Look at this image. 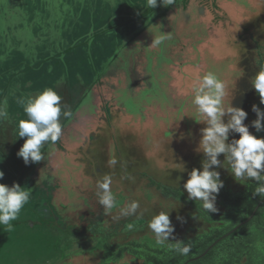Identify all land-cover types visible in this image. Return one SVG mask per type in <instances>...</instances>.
Returning <instances> with one entry per match:
<instances>
[{"label":"rangeland","instance_id":"1","mask_svg":"<svg viewBox=\"0 0 264 264\" xmlns=\"http://www.w3.org/2000/svg\"><path fill=\"white\" fill-rule=\"evenodd\" d=\"M7 1L9 2L10 8L7 7L8 4H4L2 8L4 10L0 9V35L6 36V38L16 36L18 40L21 41V50L24 49L26 44H28V46L32 45L30 42L35 40V35L33 37L32 31L33 27L41 26L43 28L45 22L47 24L51 23V25L55 21L59 22L60 18L69 10L62 0H39L40 9L37 12L39 16H37V19L35 18L36 21H33V14L31 12L28 14L26 8L21 9L19 6L24 5L27 0L24 1V4L23 1H21L20 4L19 0L16 3L14 0ZM105 1L111 8L117 6V9H119L118 11H120V9L122 10V7L120 8L118 5L121 1L128 3V6L123 7V9L126 7L133 8L135 4L136 7L138 4L143 6V4L145 5L147 3L146 0H135L134 2L133 0ZM249 1H251L249 3V8L251 9V7L253 8L256 6V10H260V13L253 17L250 16L249 20H246L242 24H238L231 19L230 13L236 12L239 8H243L240 5L246 6L242 0H213V4L217 5L219 10L218 20L213 19V25L215 26L213 31L215 32L214 38L218 41L216 44L217 47L219 50L221 48L223 50L222 52L226 51L225 57L218 54L219 57L222 59L226 58V60L230 62V59L237 58L239 54L241 69L240 74L238 73L237 75L240 76V79L235 87L232 106L241 107L248 113L244 124L249 126V131L253 134L252 121L257 117L252 111V106L256 105L264 111V104H261L260 97H255V89L251 84V79L258 71L256 62L258 58L257 51L259 52V57L264 51V0ZM194 2L200 9V16L202 14L206 17L207 14L210 12L212 13L209 0H194ZM221 3H224V8ZM143 10L142 12H144ZM248 14L245 12L244 15L248 16ZM118 15H120V13H118ZM171 18H177L176 14H173ZM218 23L219 27H216ZM81 24L83 25V21H81ZM194 25L197 24L194 23ZM16 26H19V29L15 32ZM56 37L57 32L55 30L51 33L50 38L55 40ZM2 40L5 41V37H3ZM197 44L201 45L199 41H196L193 44L195 49L197 48ZM41 46H43V44L40 43L36 48H40ZM36 48L35 44H33V49L35 50ZM213 49H215L214 45ZM214 63L215 62L212 63L213 67L217 65ZM225 64L226 63L219 68L214 67L215 69H213L216 70L221 79V75H226V78L235 75L228 74V69H226ZM92 70L97 71L96 68H92ZM83 73V75L86 74L85 72ZM86 88H88V86L84 89ZM122 94L123 102L127 101L128 96L124 94V92H122ZM110 103L109 101L107 103H102L104 107H100V111L96 112V117L100 122H103L104 126L103 128L95 129L96 131L92 133L91 139L87 140L83 135L85 131L79 135L80 131H78V127L72 128L70 126H67L68 130L66 132L64 131L60 138L65 154L62 155L60 159L63 164V160L65 159L66 167L68 164L70 165V173L68 176L73 177L71 189L75 192L81 190V198L86 201L83 203L84 200L80 198L78 208H76L75 205L72 206V208H76L77 210L72 209L70 211H65L62 216L64 222H61V224L58 223L60 218L58 219V217L54 215L56 222L43 221L45 224H42V221H40L41 224L28 223V226H26L25 220L29 222L27 218L29 212L27 211L28 213L26 212L27 214H24L21 211L19 219L12 222L14 228L11 232H8L3 226H0V264H96L99 261L100 253L92 252L94 243H92V240L87 239L89 238L88 235L80 234V231L82 230L81 227L85 224V219L97 213L100 209L104 210L103 206L98 203V198L95 194V184L96 181L105 174L111 175L113 178L112 190L115 195L117 194L118 202H124L110 213H107V215H104V220L107 223L115 224L119 220L120 222L123 221L124 217L120 216L119 209L128 202L137 200L140 203L138 216H129L127 219H130L124 224H118L121 228L118 240L119 243H124L128 240H139L144 236L155 239L154 234L147 225L152 216L160 211L169 212L170 220L175 227L173 236L169 237V240H179L180 238L203 235L212 227H223L221 222L215 221V219L221 218L220 209H218L216 205L218 212L207 213L198 206L200 205L199 201L190 200L192 204L196 202L198 207L192 205L187 207L182 201H177L175 197L171 198L168 195H164L163 192L165 189L170 188L171 190L174 189L179 191L187 198V192L183 189V184L188 179V172L193 168L201 167L202 161L205 158L203 153H199L197 147L194 149V151L197 152L196 154L191 149H183L184 143L186 139H188L187 136L177 137V139L181 140L180 143H175L171 139L176 138L175 136H167V138L169 137L168 139L159 140V144H155L152 148L147 146L145 148L140 147L135 133L132 131H120L118 124L119 121H121L120 117L123 115V112H121L119 108L116 109L114 106L112 107ZM108 104L111 108L107 111ZM86 107L90 113L94 110L92 104ZM226 120L227 118H225V121ZM131 125L133 124L131 123ZM67 127H64V130H66ZM72 129L73 131H71ZM78 135L80 137L82 136L79 143L78 140H73L74 137H78ZM233 136H235L236 139L239 138V134H230L229 140H231ZM68 139H72L75 144H67ZM197 139L200 140V137H193L194 141H197ZM172 141L173 143H171ZM49 148V153L55 150L53 147ZM59 154L61 153L57 151L52 153V161L55 160L58 162L60 160L58 157ZM113 158L116 159L118 163L114 167H110L108 161ZM218 158L223 161V154ZM45 165L46 164L43 165L44 171L50 176L53 186L56 187L52 195L58 197L60 201L66 202L67 196H69L68 191H65V194H59V189L64 188V185H62L60 180L56 177H52L54 175H52L50 169L53 166L55 167V165L50 167ZM66 167L63 169H66ZM225 167H227L226 163ZM55 169L58 170V166H56ZM216 170L220 172V179L223 181L224 189L231 193L241 191L247 182L252 181V179H250L237 182L227 169L216 168ZM59 176H61V174H59ZM120 194L124 197H120ZM38 198L40 197L38 196ZM69 201L70 200H68V202ZM44 202L46 209L48 205H50L51 200L49 199V201ZM48 209L51 210L50 207H48ZM33 210L35 209H32V211ZM196 213H198V215L200 213L202 219L197 217ZM178 218H182V220ZM260 218L264 220V214H262ZM34 219L39 221V217H34ZM249 219L250 218L247 220ZM129 224L133 226L131 229L128 228ZM43 225H55L57 231H59V235L57 237L52 236L48 238V234L52 233L49 231L46 235L42 233ZM107 225L109 226V224ZM48 229L49 227L47 226L44 228V230ZM247 233L248 230L243 233V236L247 235ZM47 239L51 242L53 241V243H50V245L47 243L44 244ZM99 246L100 245H98V248ZM95 247L97 248V243ZM53 257L54 260L52 259ZM126 258L128 259V257ZM225 258H228V256ZM127 259H124L123 262ZM244 261L245 259L243 262Z\"/></svg>","mask_w":264,"mask_h":264},{"label":"trees","instance_id":"2","mask_svg":"<svg viewBox=\"0 0 264 264\" xmlns=\"http://www.w3.org/2000/svg\"><path fill=\"white\" fill-rule=\"evenodd\" d=\"M14 1L18 2V0ZM21 1L24 4L25 0H19V3ZM62 1L69 10L60 18L59 22L55 21L52 25L45 22L43 28L41 26L33 27L35 40L30 42L32 44L30 46L26 44L23 50L20 49L21 41L16 36L6 38V36L0 35V102L7 101L5 108L8 112L7 118L0 119V171L4 173L0 183L8 186L17 183L25 190L31 189L30 200L22 209L24 214L29 212L27 217L29 220H35L34 217H39L40 221L56 222V216L58 219L60 218L58 222L60 224L64 222L62 216L65 211L77 210L79 199L82 197L80 195L81 190L75 192L71 189L73 177L68 176L70 165L68 164L66 167L65 159L63 160L64 164L60 159L62 155H65L61 140H58L55 145L46 144L42 149L46 154V160L38 163L25 165L23 159L17 156L24 143V139L17 136V120L26 119L22 107L17 104V100L35 95L44 88L51 87L56 90L62 97L64 110L71 112L69 117H61L63 133L65 125L70 123L72 116L80 108L84 98L89 93L94 78L115 55V48L119 44V41H116L117 32H115L117 20L125 15L131 16L140 13L143 9L144 12L146 11L144 8L146 4L143 6L138 4L136 7L135 3L133 8L126 7L123 9V7L128 6V3L124 1L117 4L125 11L121 9L118 11L117 6L111 8L105 0ZM182 2L187 4L188 0H182ZM4 4L9 5V2L7 0L1 2L0 0V9L3 8ZM19 6L21 9L26 8L28 14L31 12L34 17L33 21H36L35 18L37 19L39 16V14L37 15L40 9L39 0H27L24 5ZM160 7L162 8L163 5L160 4L159 6L161 10ZM81 21H83V25ZM55 30L57 37L53 40L50 36ZM3 37H5V41L2 40ZM40 43L43 46L36 48ZM33 44H35V50ZM257 53L256 62L259 71L260 64L264 63V51L260 57L258 51ZM224 63L220 64L224 65ZM92 68H96L97 71H93ZM83 72L86 74L83 75ZM86 86L88 88L84 89ZM255 97H260L256 90ZM74 118L77 120V117ZM95 131L92 129L87 133V140L91 139V135ZM253 134L257 138L264 137V131L256 132L255 128H253ZM198 137L201 138V135ZM174 142L179 143L177 140ZM49 147L61 152L60 160L54 164L55 167L58 166V170L54 166L50 170L54 175L52 177H56L64 185V188L59 189V194L68 191L69 196L66 194V202L60 201L58 197L52 195L56 187L53 186L50 176L44 171L43 165L49 166L50 163ZM185 147L184 149H191L192 151L196 147L198 149L199 139L193 140V144ZM64 167L66 169H63ZM256 184L257 182L254 180L247 182L243 189L237 193H231L224 187L220 189L215 205L220 209L221 218L215 219V221L221 222L222 228L212 227L203 235L169 240V243L182 241L190 244L191 251L187 256L170 250L168 244L156 245L155 239L148 236L139 240L119 243L121 233L119 225L124 224L130 218L124 217L123 221L120 222L119 220L115 224H110L104 220V215L107 213L102 209L85 219L80 234L88 235L89 238L87 239L94 243L92 252L100 253L99 261L96 264H264V220L260 218L264 214V198L258 195L253 196ZM163 192L164 195L182 201L187 207L198 205L196 202L192 204L177 190L168 188ZM120 197L123 198L124 196L120 194ZM49 199L51 203L48 207L51 210L48 207L45 209L44 204V201H49ZM68 200L70 201L68 202ZM122 203L124 202L119 203V205ZM73 205L76 208H72ZM198 206L200 207V205ZM32 209L35 210L32 211ZM196 216L202 219L200 213L199 215L196 213ZM248 218L250 219L247 220ZM25 224L28 226L26 220ZM46 226L49 227L48 230H44ZM246 230L248 233L243 236ZM48 231L52 233L48 234V238L59 235L55 225H45L42 233L46 235ZM46 243L50 245L53 241L47 239L44 244ZM96 243L97 248L95 247ZM98 245H100L99 248ZM227 256L228 258H225ZM52 259L54 260V257ZM124 259L127 260L123 262Z\"/></svg>","mask_w":264,"mask_h":264},{"label":"flooded vegetation","instance_id":"3","mask_svg":"<svg viewBox=\"0 0 264 264\" xmlns=\"http://www.w3.org/2000/svg\"><path fill=\"white\" fill-rule=\"evenodd\" d=\"M242 1L246 6L240 5L243 8L230 13L231 19L238 24L260 13L256 6L249 8L251 1ZM209 2L212 13L207 12L206 17L200 16V9L194 0H188L187 4L182 0H174L173 3L157 0L153 8L146 3V14L140 12L120 17L116 22V41L119 44L115 55L94 78L89 93L74 114L77 120L71 127H78L79 135L85 131V137L92 129L103 128L104 124L98 120L96 112L104 107L102 103L109 101L112 107L123 112L118 124L120 131L135 133L140 147L152 148L159 144V140L168 139L167 136H175L171 139L179 143L181 140L177 137L187 136L183 149L193 144V137L201 135V129L206 126L195 120V108L191 105L193 81L225 62L228 74H235L229 78L221 75L226 84L225 103L229 104L240 79L237 75L241 69L239 54L230 62L218 55L225 57L226 51L222 52L216 45L213 19L218 20L219 10L213 0ZM160 4L163 5L161 10ZM7 7L10 8L9 5ZM245 12L249 13L248 16L244 15ZM173 14L177 18H171ZM17 29L19 27L16 26L15 32ZM169 32L172 39L159 46H151L153 39ZM196 41L201 45L197 44L195 49L193 44ZM213 62L217 64L214 67ZM122 92L128 96L125 102ZM91 104L94 106L92 113L86 107ZM111 106L108 104L107 111ZM79 137L73 140L79 143L82 136Z\"/></svg>","mask_w":264,"mask_h":264},{"label":"clouds","instance_id":"4","mask_svg":"<svg viewBox=\"0 0 264 264\" xmlns=\"http://www.w3.org/2000/svg\"><path fill=\"white\" fill-rule=\"evenodd\" d=\"M173 3L174 0H169ZM157 0H147L149 8L155 7ZM172 39L171 33L161 34L153 39L151 46H159L166 40ZM251 84L259 94L261 104H264V63L251 79ZM191 105L195 108V120L203 122L206 126L201 129L198 151L202 152L204 159L200 168H193L188 172V179L183 184L187 192V199L200 202V207L207 213L216 212V199L223 188L220 172L216 168H225L237 182L254 180L257 182L253 196L264 198V137L257 138L244 124L248 113L241 107H234L225 103L226 84L214 70H209L197 77L191 85ZM7 101L0 102V119L7 118L5 105ZM22 107L26 119L17 120V136L24 139L17 156L22 158L25 165L46 160L42 151L46 144L55 143L62 135L61 117H69L71 112L64 110L62 97L51 87L44 88L35 95L17 100ZM252 111L257 119L252 121L256 132L264 131V111L256 105ZM225 118L227 120L225 121ZM230 134H239L229 140ZM223 154L224 160L218 157ZM50 155V153L48 154ZM118 161L110 159L108 164L114 167ZM225 163L227 167H225ZM4 177L0 171V180ZM113 178L105 174L96 181V196L99 205L103 206L105 213H110L119 206V202L112 190ZM31 189L25 190L17 183L11 186L0 183V226L8 232L14 228L13 221L19 219L22 209L29 202ZM140 203L132 200L120 207L122 217L138 216ZM181 219L182 218H178ZM148 228L155 236V244L163 246L168 244L170 250L187 256L191 245L182 241L169 243L175 227L172 224L169 212L160 211L148 221ZM133 226L128 225L131 229Z\"/></svg>","mask_w":264,"mask_h":264},{"label":"crops","instance_id":"5","mask_svg":"<svg viewBox=\"0 0 264 264\" xmlns=\"http://www.w3.org/2000/svg\"><path fill=\"white\" fill-rule=\"evenodd\" d=\"M2 2H4V0H1ZM73 118L71 119V121H70V123L69 124H67V125H65V127H67V126H70L71 127V125L72 126H74V120H75V118H74V116H72ZM70 129V128H69ZM68 130V127H67V129L65 130V132ZM71 131H73V129L71 130ZM79 136V135H78ZM67 144H73V141H72V139H68L67 140ZM57 150L55 149L53 152H50V155H49V166H53L55 163H58V162H56L55 160H53L52 161V159H51V154L52 153H54V152H56ZM57 152H60V151H57ZM61 153V152H60ZM60 155V154H59ZM59 157V156H58ZM54 159V158H53ZM28 222V221H27ZM45 222V221H44ZM43 221L41 222L42 224L44 223ZM29 224H41L40 223V220L39 221H36V220H29V222H28ZM45 224V223H44Z\"/></svg>","mask_w":264,"mask_h":264}]
</instances>
